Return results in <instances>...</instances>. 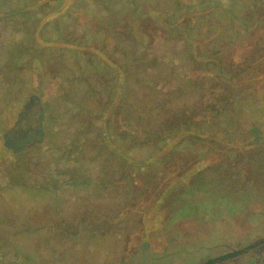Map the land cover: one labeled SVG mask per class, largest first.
<instances>
[{"label": "rangeland", "instance_id": "1", "mask_svg": "<svg viewBox=\"0 0 264 264\" xmlns=\"http://www.w3.org/2000/svg\"><path fill=\"white\" fill-rule=\"evenodd\" d=\"M80 1L0 30V144L93 162L0 187V264H264V0Z\"/></svg>", "mask_w": 264, "mask_h": 264}, {"label": "trees", "instance_id": "2", "mask_svg": "<svg viewBox=\"0 0 264 264\" xmlns=\"http://www.w3.org/2000/svg\"><path fill=\"white\" fill-rule=\"evenodd\" d=\"M10 0H7V2H3L0 1V30L1 33L4 32V29L10 28L8 30V32H5L4 34L6 35V37L8 36L9 38V43L7 44V49H10L14 52V50L16 49L18 50H23L25 54H28L27 48L25 46V48L22 49V46L24 44V42H19L17 39V36L21 33H24V37L26 36H31L33 39L36 38V35H39L42 32H48L50 30V27H48L50 24L55 23L54 18H51L49 20H47V18L44 16V18H42L43 14L45 13L46 9H51L49 12V14L46 16H52L53 14H57L60 13L62 15H73L70 14L67 10L69 8V6H71V3H78L80 0H67L68 3L65 4V6H68L64 8L62 7V5L65 2H62L61 0H56V3L51 6V3H47L45 0H32L29 2H23L22 0H11L12 4L9 3ZM78 1V2H77ZM105 2L107 0H104ZM13 2H15V5L13 6ZM17 2V3H16ZM71 2V3H69ZM89 1L87 0H81L80 3H83V5H88ZM10 6H9V4ZM90 4V3H89ZM7 7L6 9L4 8ZM61 7V8H60ZM42 14V15H41ZM17 17V18H22L24 20H28L30 18L31 22H27L25 24H23L21 26V24H19V21H15L13 24L10 23V19L12 17ZM41 16V17H40ZM46 19V20H45ZM3 21L4 24H1ZM54 21V22H52ZM8 23V25H7ZM3 25V26H2ZM73 28L75 30L79 29L78 25H74ZM48 30V31H47ZM78 31V30H77ZM82 33V32H81ZM57 34V33H56ZM74 34H78L75 33ZM73 34V36H74ZM83 34V33H82ZM71 35V33H70ZM68 36V35H66ZM3 34L0 35V43L3 42ZM57 36H55V41L57 40L56 38ZM70 39H72V36H68ZM59 40V38H58ZM60 40L58 42V45L56 46V48H61L62 47L60 45H63V49H69L74 53V48L71 45L65 44L66 42ZM61 42V43H60ZM192 45H188L186 48H191ZM15 50V51H16ZM11 51V52H12ZM46 72L44 73L45 76H47L49 78V80L53 81V82H46V87H53L54 84L58 85L59 82L58 80H54L52 79V75L53 72L49 71L47 69H45ZM125 79L123 76H121L119 78V82L117 83V86L119 85V87L124 86V82ZM44 85V84H43ZM52 90V89H51ZM53 92V90H52ZM56 93V92H55ZM70 92H67V96L69 95ZM40 94V98H41V93ZM54 94L51 93V95ZM32 95V93L30 94ZM59 95V96H58ZM63 97V92L61 90H58L57 95H56V99L59 98L61 99ZM39 98V99H40ZM37 99V100H39ZM57 99V100H59ZM36 100V101H37ZM85 102V101H84ZM37 103H39V101H37ZM42 103V99L41 102ZM71 107L74 109L76 107H73V105L70 103ZM80 111V110H79ZM65 112L69 113L71 112L72 116H74V111H72V109H70L69 107L65 106ZM81 112V111H80ZM91 115V112H90ZM70 116V117H72ZM103 116V114L101 115ZM73 118V117H72ZM96 128V127H95ZM98 130H101V134L108 136L107 133V129L108 128H104L103 126H97ZM104 139V138H103ZM106 142V146L108 144V142H110L108 139H104ZM9 145L7 144V142L3 141V144H0L1 151H0V187L1 188H5L6 186H10L11 185V181L14 183L18 182L16 181V178H14V174L16 173V171L19 170L18 175L23 174L24 178L26 177V180H23L22 184H24V187H28V186H35L38 187L40 182H39V178L43 177V176H47V177H54L57 178L58 177V181L59 184H56L54 187L55 188H63V185H72V186H80L81 185V181L83 180H79L80 177H77V172L79 170H90V167L92 165L91 161H86V160H80V159H76L74 157V154L71 153L70 155H67L66 152L63 153V155L60 154H46V152L44 151V149L36 147L33 150L30 151H24V152H15V149L12 151L9 147ZM59 155V158L57 159ZM62 156V157H60ZM60 161H62L63 166L61 168H57V163L59 164L60 167ZM129 160H126V162H128ZM74 162L73 165H71V163ZM76 162H78L76 164ZM52 165H55L54 168H51ZM132 165H135L134 163H132ZM24 166V170L23 167ZM83 166V168H82ZM139 167V166H138ZM67 175H69L66 179H64ZM72 176V177H71ZM10 177V179H9ZM9 179V180H8ZM13 183V184H14ZM83 183H85L83 181ZM84 185V184H83ZM42 187H46L45 185H43ZM53 189V188H52ZM9 240L13 238V235H8ZM9 247H12L17 250V247L14 245V243L11 246V242L7 244ZM253 247V245L251 246ZM250 246L245 249V251H247L249 248H251ZM2 249V247L0 246V250ZM244 250H236L233 252H229V253H224L220 256H217L215 258H211L208 259L207 262L205 264H216L218 262H222L225 261L227 259H232V258H236L238 255H240ZM19 253V252H18Z\"/></svg>", "mask_w": 264, "mask_h": 264}]
</instances>
